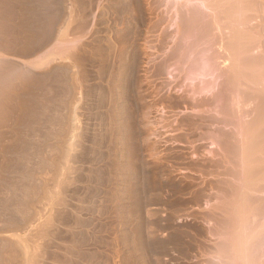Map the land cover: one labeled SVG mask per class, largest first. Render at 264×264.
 <instances>
[{
    "label": "rangeland",
    "instance_id": "374dc122",
    "mask_svg": "<svg viewBox=\"0 0 264 264\" xmlns=\"http://www.w3.org/2000/svg\"><path fill=\"white\" fill-rule=\"evenodd\" d=\"M0 78V264H264V0H0Z\"/></svg>",
    "mask_w": 264,
    "mask_h": 264
},
{
    "label": "clouds",
    "instance_id": "9594fccd",
    "mask_svg": "<svg viewBox=\"0 0 264 264\" xmlns=\"http://www.w3.org/2000/svg\"><path fill=\"white\" fill-rule=\"evenodd\" d=\"M226 256H231V255H235L237 256V258L235 259H221L219 261V264H244V262L238 257V252L235 248H229L226 253Z\"/></svg>",
    "mask_w": 264,
    "mask_h": 264
},
{
    "label": "bare ground",
    "instance_id": "6f19581e",
    "mask_svg": "<svg viewBox=\"0 0 264 264\" xmlns=\"http://www.w3.org/2000/svg\"><path fill=\"white\" fill-rule=\"evenodd\" d=\"M168 6V5H167ZM191 14V13H190ZM194 15V14H193ZM81 20V19H80ZM168 26V25H167ZM207 28H208V26H207ZM75 31V30H74ZM168 33V32H167ZM182 33V32H181ZM184 33V32H183ZM160 36V35H159ZM184 36V35H183ZM161 38V37H160ZM166 39V38H165ZM73 43V42H72ZM78 43V42H77ZM68 45V44H67ZM166 45V44H165ZM63 48V47H62ZM67 48V47H66ZM53 49V48H52ZM60 49V48H59ZM57 50H58V48H57ZM67 51V50H66ZM193 51V50H192ZM50 52H52V51H50ZM63 53V52H62ZM73 54V53H72ZM193 54V53H192ZM173 55H175V54H173ZM49 57V56H48ZM61 57V56H60ZM172 57H174V56H172ZM52 58V57H51ZM44 61V60H43ZM42 61V62H43ZM167 61V60H166ZM41 62V61H40ZM163 62V61H162ZM169 64V63H168ZM173 65V64H172ZM177 68V67H176ZM199 70V69H198ZM9 71V70H8ZM25 71V70H24ZM205 71V70H204ZM10 72V71H9ZM194 72V71H193ZM196 72V71H195ZM6 73H7V71H6ZM191 73V72H190ZM195 74V73H194ZM8 78V77H7ZM1 79V78H0ZM9 79V78H8ZM192 79V78H191ZM4 80V79H3ZM188 80V79H187ZM193 81V80H192ZM2 83V82H1ZM183 83V82H182ZM207 85V84H206ZM117 86V85H116ZM141 86V85H140ZM202 86V85H201ZM202 88V87H201ZM192 89V88H191ZM197 89V88H196ZM199 89V88H198ZM208 89V88H207ZM195 90V89H194ZM202 90V89H201ZM206 90V89H205ZM213 90V89H212ZM207 91V90H206ZM214 91V90H213ZM194 92V91H193ZM209 92V91H208ZM199 93V92H198ZM202 93V92H201ZM206 93V92H205ZM210 93H212V92H210ZM209 95H211V94H209ZM215 96V95H214ZM222 97V96H221ZM194 98V97H193ZM217 98V97H216ZM189 99V98H188ZM129 100V99H128ZM190 100V99H189ZM224 100V99H223ZM206 101V100H205ZM185 103V102H184ZM202 104V103H201ZM215 105V104H214ZM205 106V105H204ZM211 106V105H210ZM206 108V107H205ZM219 108V107H218ZM217 108V109H218ZM206 109H208V108H206ZM201 111V110H200ZM136 113V112H135ZM221 115V114H220ZM76 116V115H75ZM126 116V115H125ZM223 116V115H222ZM227 119V118H226ZM212 122V121H211ZM165 123V122H164ZM209 123V122H208ZM252 126V125H251ZM210 127V126H209ZM125 131V130H124ZM247 131V130H246ZM225 134V133H224ZM220 140V139H219ZM227 140V139H226ZM147 142V141H146ZM227 142V141H226ZM127 198V197H126ZM130 203V202H129ZM127 209V208H126ZM20 227V226H19ZM237 247V246H236Z\"/></svg>",
    "mask_w": 264,
    "mask_h": 264
},
{
    "label": "water",
    "instance_id": "95a60500",
    "mask_svg": "<svg viewBox=\"0 0 264 264\" xmlns=\"http://www.w3.org/2000/svg\"><path fill=\"white\" fill-rule=\"evenodd\" d=\"M261 243H262V251H264V236L261 239ZM221 259H225V258L221 257V256H218V255H215V256L211 257V259L209 260L208 264H219V261Z\"/></svg>",
    "mask_w": 264,
    "mask_h": 264
}]
</instances>
